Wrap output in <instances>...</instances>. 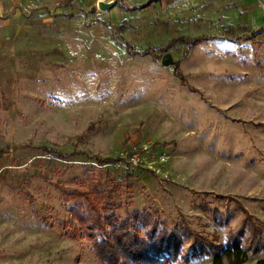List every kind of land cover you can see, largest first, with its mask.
<instances>
[{"label":"rangeland","instance_id":"374dc122","mask_svg":"<svg viewBox=\"0 0 264 264\" xmlns=\"http://www.w3.org/2000/svg\"><path fill=\"white\" fill-rule=\"evenodd\" d=\"M99 1L112 0L46 1L0 45V264H100L68 235V194L91 190L121 218L147 211L217 248L243 231L244 264H255L264 32L251 35L264 0ZM165 53L175 66L161 65ZM128 143L167 155L168 180L103 162Z\"/></svg>","mask_w":264,"mask_h":264},{"label":"trees","instance_id":"16d2710c","mask_svg":"<svg viewBox=\"0 0 264 264\" xmlns=\"http://www.w3.org/2000/svg\"><path fill=\"white\" fill-rule=\"evenodd\" d=\"M262 32L264 28L254 32L251 38ZM93 193L94 190L68 194L75 201L68 211L72 227L68 235L72 239H85L100 264L187 263L201 254H208L212 258L211 264H224L225 261L228 264H244L246 261L249 248L244 249L241 245L243 231L232 237L223 248H217L201 235L169 230L163 221H158L147 211H136L121 218L113 211L115 207L111 202L93 197ZM189 241L191 243L184 252L183 246ZM257 248L250 249L256 253ZM255 264H264V258Z\"/></svg>","mask_w":264,"mask_h":264},{"label":"built area","instance_id":"2783aa9c","mask_svg":"<svg viewBox=\"0 0 264 264\" xmlns=\"http://www.w3.org/2000/svg\"><path fill=\"white\" fill-rule=\"evenodd\" d=\"M260 10L264 16V5H260ZM167 161V155L157 154L149 146L128 143L122 146L111 165L120 173L145 171L156 176V178L168 180Z\"/></svg>","mask_w":264,"mask_h":264},{"label":"crops","instance_id":"0c3cea01","mask_svg":"<svg viewBox=\"0 0 264 264\" xmlns=\"http://www.w3.org/2000/svg\"><path fill=\"white\" fill-rule=\"evenodd\" d=\"M46 1L50 0H0V45L19 41L23 36V15L33 9L41 12Z\"/></svg>","mask_w":264,"mask_h":264},{"label":"water","instance_id":"95a60500","mask_svg":"<svg viewBox=\"0 0 264 264\" xmlns=\"http://www.w3.org/2000/svg\"><path fill=\"white\" fill-rule=\"evenodd\" d=\"M119 2H120V0H112L110 2L99 1L97 3V7H98V9L100 11H106V10L111 9L112 7H114ZM161 65L163 67H169V66H175L176 63L173 61V59H172L170 54L165 53L161 57Z\"/></svg>","mask_w":264,"mask_h":264}]
</instances>
